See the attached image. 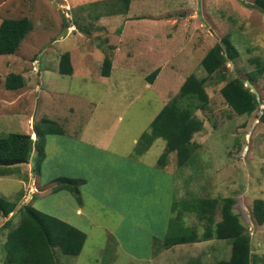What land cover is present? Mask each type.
Wrapping results in <instances>:
<instances>
[{
	"label": "rangeland",
	"instance_id": "obj_1",
	"mask_svg": "<svg viewBox=\"0 0 264 264\" xmlns=\"http://www.w3.org/2000/svg\"><path fill=\"white\" fill-rule=\"evenodd\" d=\"M255 1L130 0L133 15L127 16L128 11H112L123 0H0V19L27 16L34 25L15 53L0 55V136L26 132L35 138V124L44 117L65 128L63 134L45 135L37 171L34 159L0 166V195L17 204L15 213L0 217V264H6L7 235L24 204L57 213L87 234L79 255L55 249L58 264L228 259L226 239L163 246L175 202L191 197L234 198V212L251 236L250 264H264V223L254 212L255 200L264 199V73L249 80L256 64H264V13ZM223 39L233 55L223 70L207 77L209 104L196 111L204 121L193 136L196 151L182 166L171 152L162 166L163 138L143 151L133 139L179 93L187 76H207L201 61ZM65 52L71 54L72 74L59 71ZM106 56L115 65L108 77L102 75ZM157 67L161 71L150 82L147 76ZM12 72L24 77V86H5ZM235 77L259 98L252 114L236 113L221 93ZM63 177L85 179L80 200L68 190L53 191ZM11 216L12 224L4 226ZM184 219L203 234L205 219L194 213Z\"/></svg>",
	"mask_w": 264,
	"mask_h": 264
},
{
	"label": "trees",
	"instance_id": "obj_2",
	"mask_svg": "<svg viewBox=\"0 0 264 264\" xmlns=\"http://www.w3.org/2000/svg\"><path fill=\"white\" fill-rule=\"evenodd\" d=\"M123 3L121 7H113L112 11L116 14L128 11L130 0H123ZM254 5L264 13V0H256ZM33 27L32 20L27 16L3 18L0 23V55L15 53ZM232 51L233 48L228 40L223 39L222 43H218L207 52L201 61L207 76L198 77L194 73L187 76L179 93L163 106L148 129L138 139L137 144L141 145V151L148 149L155 139L163 138L166 144L165 151L158 160L160 165L167 164V155L171 152L176 153L179 166L190 161L197 147L193 136L204 128V121L196 114V111L207 109L209 104V95L205 88L207 77L223 70L228 59L233 55ZM256 65L257 68L249 75L251 82L264 73V64L259 61ZM112 66V59L106 56L102 65V75L110 76ZM59 71L63 74L73 73L70 52L61 55ZM159 72L160 67H157L147 76L148 80L153 82ZM25 83L21 74L12 72L7 75L5 86L8 89H17ZM221 93L239 115L252 114L260 105L256 93L240 77L228 80L222 86ZM260 119L264 121V110ZM34 132L35 138L26 132L2 134L0 136V166H14L34 159L33 168L37 171L39 161L45 155V135L63 134L65 128L58 121L44 117L35 124ZM34 151L36 155L32 158ZM83 182L85 179L82 178L63 177L57 180L53 191L68 190L80 200L79 186ZM234 203L235 199L232 197H191L176 201L173 207L176 213L169 221L163 246L212 238L226 239L231 245L230 257L219 259L215 264H250L251 236L238 214L234 212ZM16 209V202L0 195V217H8L11 213H15ZM219 209L221 218L217 220L216 214ZM20 211L22 215L18 225L13 227L7 235L6 264H58L55 249L58 248L63 254L74 256L79 255L83 250L87 234L78 227L32 205L24 204ZM254 212L259 223H264L263 198L255 200ZM187 213H194L199 219L206 220L202 235L196 226L185 223L184 217ZM11 224L12 216L5 221L4 226ZM262 259L264 262V256Z\"/></svg>",
	"mask_w": 264,
	"mask_h": 264
},
{
	"label": "crops",
	"instance_id": "obj_3",
	"mask_svg": "<svg viewBox=\"0 0 264 264\" xmlns=\"http://www.w3.org/2000/svg\"><path fill=\"white\" fill-rule=\"evenodd\" d=\"M130 6V5H129ZM131 7H132V5L129 7V10H128V13H127V16H132L133 15V11L131 10ZM1 21H2V19H0V23H1ZM135 35H142V34H135ZM142 36H144V35H142ZM145 37V36H144ZM115 69V65L113 64V66H112V71H111V74H110V76L112 75V73H113V70ZM160 71H161V69H160ZM160 73V72H159ZM159 75V74H158ZM106 77V76H105ZM108 77V76H107ZM137 140H138V138H134L133 139V142L134 143H136L137 142ZM78 209V212H81V205H79V208H77ZM54 215H57V216H59V214H57V213H54V212H52ZM61 219L63 218V219H65L66 221H68V219H66L65 217H61V216H59Z\"/></svg>",
	"mask_w": 264,
	"mask_h": 264
},
{
	"label": "water",
	"instance_id": "obj_4",
	"mask_svg": "<svg viewBox=\"0 0 264 264\" xmlns=\"http://www.w3.org/2000/svg\"><path fill=\"white\" fill-rule=\"evenodd\" d=\"M64 29H65L64 31H66V30L68 29V27L66 26ZM251 86H252V85H251ZM254 92H255V91H254Z\"/></svg>",
	"mask_w": 264,
	"mask_h": 264
}]
</instances>
